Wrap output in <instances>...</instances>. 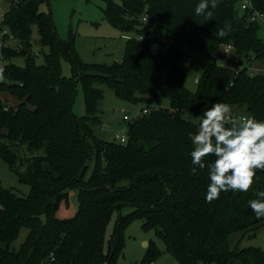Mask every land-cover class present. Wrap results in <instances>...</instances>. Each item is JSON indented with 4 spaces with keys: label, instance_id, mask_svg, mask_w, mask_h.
I'll list each match as a JSON object with an SVG mask.
<instances>
[{
    "label": "trees",
    "instance_id": "trees-1",
    "mask_svg": "<svg viewBox=\"0 0 264 264\" xmlns=\"http://www.w3.org/2000/svg\"><path fill=\"white\" fill-rule=\"evenodd\" d=\"M48 1L12 0L0 25L6 31L0 93L16 99L15 106L0 99V157L29 186L26 196L0 189V264H116L123 229L133 218L143 220V230L155 231L178 264H264L261 249L229 245L232 234H253L264 226L248 204L264 191V173H257L249 192H221L207 203L208 168L197 167L192 174L190 155L199 117L212 103L231 105L235 119L264 121V75L250 71L254 62L264 67L261 20H252L255 14L264 18V0H250L245 10L242 0H218L214 10L209 8L211 20L195 14L200 0H103L106 22L135 36L127 41L122 61L111 65L84 63L73 31L66 40L58 38L51 14L40 10ZM154 20L162 38L146 30ZM225 22L229 34L216 38ZM34 27L38 53L31 44ZM225 46L239 59L238 67L217 62ZM189 54L208 61L195 92L185 87L187 74L178 66L183 58L190 61ZM19 58L22 66L13 63ZM61 60L70 64V77L62 75ZM78 82L86 110L81 118L72 111ZM103 87L126 103L155 102V108L123 120L124 143L93 135ZM164 100L168 108H162ZM214 159L209 156L206 164ZM74 190V216L59 219L60 204ZM127 206L132 212L119 215L105 251L108 216ZM21 229L28 233L15 250ZM158 256V248L149 244L142 264Z\"/></svg>",
    "mask_w": 264,
    "mask_h": 264
},
{
    "label": "rangeland",
    "instance_id": "rangeland-1",
    "mask_svg": "<svg viewBox=\"0 0 264 264\" xmlns=\"http://www.w3.org/2000/svg\"><path fill=\"white\" fill-rule=\"evenodd\" d=\"M12 0H0V25L3 14L7 11L9 3ZM119 4L118 0H114ZM105 3L103 0H49L48 5L42 4L40 10L49 12L55 27L57 36L61 40H66L69 31L76 34L75 49L80 59L86 64L111 65L120 63L123 58L124 48L128 40L135 36L130 33H120L114 29L103 18V9ZM258 37L264 40V22L259 21ZM149 29V28H148ZM152 35L163 37V30L159 27L158 21L154 20L150 25ZM38 34L34 27L31 36L32 50L35 53L40 51L37 45ZM13 44L9 41L6 44ZM14 45V44H13ZM46 50H44L45 52ZM40 54V53H39ZM190 61L186 58L178 62V66L184 73L187 74L185 87L195 92L197 89L196 81L200 79L204 72L208 61L205 58L197 57L193 54L188 55ZM233 50L228 51L225 47L221 48L217 62L228 68H236L237 61ZM42 54L37 58V63L42 64ZM14 64L22 66V59H15ZM241 65L245 66L246 62L241 60ZM70 64L66 60H61V72L65 77L71 76ZM252 71L256 74L264 75V67L259 63H253ZM103 100L99 106L97 114V122L93 123V135L101 140L113 142L114 136L126 134V123L123 117L126 115L130 120L136 118L142 109L155 108L153 99L141 105L126 103L118 99L112 90L102 88ZM0 99L9 102L10 105H16V99L10 97L6 93H0ZM168 100L162 102V108H168ZM73 114L76 117H84L86 115L84 95L80 82L76 85L74 101L72 105ZM92 162L89 164V169L86 172V178L90 175ZM0 189H12L21 196H26L29 193V186L22 183L16 173L12 172L5 162L0 157ZM77 209L76 191L69 193L67 203L62 202L58 209L59 219H68L74 216ZM132 212L129 206L114 209L108 216V221L104 233V247L107 250L108 241L119 215L127 216ZM143 220L140 218L131 219L124 227L123 249L116 259V264H142L144 255L146 254L149 244H154L160 251V256L151 261L150 264H178L177 261L166 252L163 242L158 239L153 229L143 230ZM28 231L21 229L17 240L13 244L15 250L19 249L24 242ZM144 244L147 246L144 247ZM230 248L238 249L253 247L264 251V226L258 231L247 232L245 235L240 233L232 234L229 238Z\"/></svg>",
    "mask_w": 264,
    "mask_h": 264
},
{
    "label": "clouds",
    "instance_id": "clouds-1",
    "mask_svg": "<svg viewBox=\"0 0 264 264\" xmlns=\"http://www.w3.org/2000/svg\"><path fill=\"white\" fill-rule=\"evenodd\" d=\"M218 0H200L195 8L197 16L211 20ZM228 22L217 28L216 38H224L230 32ZM3 69L0 68V73ZM198 131L191 137L194 150L191 160L196 174L197 167L208 168L210 183L205 200L211 203L218 199L221 192H249L256 182L257 173H264V121L255 117L233 118L231 105L223 102L212 103L199 117ZM209 156L215 157L206 164ZM258 199L248 204L257 219L264 218V191L256 193Z\"/></svg>",
    "mask_w": 264,
    "mask_h": 264
},
{
    "label": "built area",
    "instance_id": "built-area-1",
    "mask_svg": "<svg viewBox=\"0 0 264 264\" xmlns=\"http://www.w3.org/2000/svg\"><path fill=\"white\" fill-rule=\"evenodd\" d=\"M251 7V2L250 0H242L241 3H240V8L241 10H245L247 8ZM255 19H258V20H261L264 22V18L263 16L261 15H254V17L252 18V20H255ZM142 23L144 24V26H147V19L146 18H143L142 19ZM6 34V31H0V60H2V49L4 47V43H3V36ZM141 40V37L139 38ZM226 50L228 51H232V48L230 46H225ZM146 110H143V113H145ZM123 120L124 121H129L130 119L125 115L123 117ZM115 139H117L120 143H124L125 140H126V136L124 134H121V135H116L115 136Z\"/></svg>",
    "mask_w": 264,
    "mask_h": 264
},
{
    "label": "crops",
    "instance_id": "crops-1",
    "mask_svg": "<svg viewBox=\"0 0 264 264\" xmlns=\"http://www.w3.org/2000/svg\"><path fill=\"white\" fill-rule=\"evenodd\" d=\"M148 28L149 29H147V27H146V30H148L150 33H151V30H150V26H148ZM238 62V61H237ZM254 63H256V62H254ZM221 65H223V64H221ZM252 66H253V64H252ZM252 66H251V68H250V71L252 72V73H254L253 71H252ZM237 67H238V65H237ZM254 74H256V73H254ZM71 193V192H70Z\"/></svg>",
    "mask_w": 264,
    "mask_h": 264
},
{
    "label": "water",
    "instance_id": "water-1",
    "mask_svg": "<svg viewBox=\"0 0 264 264\" xmlns=\"http://www.w3.org/2000/svg\"><path fill=\"white\" fill-rule=\"evenodd\" d=\"M147 245L146 244H144V247H146Z\"/></svg>",
    "mask_w": 264,
    "mask_h": 264
}]
</instances>
